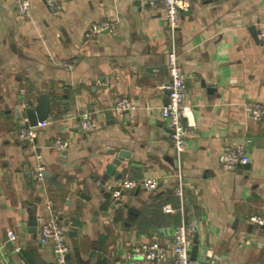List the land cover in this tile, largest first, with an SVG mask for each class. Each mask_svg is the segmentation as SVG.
Segmentation results:
<instances>
[{"label": "crops", "instance_id": "crops-1", "mask_svg": "<svg viewBox=\"0 0 264 264\" xmlns=\"http://www.w3.org/2000/svg\"><path fill=\"white\" fill-rule=\"evenodd\" d=\"M57 2L54 12L31 0L20 18L12 0H0V264H55L30 224L49 213L64 222L69 264H132L124 257L130 244L182 222L195 228V264H264V226L248 220L264 215V116L253 120L245 108L264 105V0H189L181 11L175 47L189 75L190 126L180 161L160 113L170 33L162 11L145 0ZM92 22L108 26L88 37ZM41 94L50 96L49 114L34 141L21 142L24 105L34 108ZM121 96L135 108L111 110ZM85 110L94 121L88 132L79 127ZM58 134L69 143L63 153L49 146ZM237 143L249 161L225 171L220 154ZM35 163L44 166L42 180L24 173ZM150 175L159 177L157 190H124L122 205L112 206L119 178Z\"/></svg>", "mask_w": 264, "mask_h": 264}, {"label": "built area", "instance_id": "built-area-1", "mask_svg": "<svg viewBox=\"0 0 264 264\" xmlns=\"http://www.w3.org/2000/svg\"><path fill=\"white\" fill-rule=\"evenodd\" d=\"M13 9L20 18L26 17L31 9V0H12ZM213 1V0H203ZM47 7L54 12H58L61 6L57 0H45ZM147 6L155 10H161L164 14L169 28V49L167 51V72L170 77L169 82L163 85L166 89V102L161 106L160 113L164 125L168 130V137L176 158L180 161L181 155L185 150L186 139L189 134L190 122L187 119V105L184 102L189 75L184 70L178 60L175 47V32L179 26L181 11L188 9L189 0H145ZM108 25L92 22L86 29V36L93 37L103 31ZM260 38L264 44V24L261 26ZM67 68L73 66L72 62H65ZM27 105H24V108ZM135 108L133 102L121 96L116 98L111 110L123 112ZM248 116L253 120H260L264 116V105L260 102H253L246 107ZM36 125H31L26 116L21 117V124L16 132L17 140L21 142H33L36 136ZM79 127L84 132L94 128V121L91 112L85 110L79 115ZM49 146L58 153L67 150L69 143L60 134L53 137ZM39 157V155H38ZM249 161L247 150L242 143L227 146L220 154L221 167L225 171L234 170L239 164H246ZM44 166L40 163L25 165L24 173L36 180H42ZM178 177H180L178 171ZM158 176H145L141 179H131L121 177L115 187L109 189L110 202L113 207L122 205V194L124 190L143 189L153 192L159 187ZM182 184L178 182L174 187V194L183 201L184 191ZM50 205V202L47 203ZM248 220L258 226H264V215L251 214ZM37 227L39 230L38 241L40 244H50L52 247L55 264H69L68 254L71 247L67 239L64 222L57 213L36 216ZM195 228L182 222L170 229H160L153 234L149 240H138L129 245L124 253V257L132 264H195L190 259V248L193 244ZM8 239L14 241L17 235L14 231L7 232ZM159 235H169V238H162ZM20 246H15L19 250ZM205 264H215L211 261Z\"/></svg>", "mask_w": 264, "mask_h": 264}, {"label": "water", "instance_id": "water-1", "mask_svg": "<svg viewBox=\"0 0 264 264\" xmlns=\"http://www.w3.org/2000/svg\"><path fill=\"white\" fill-rule=\"evenodd\" d=\"M170 77L168 76L169 82ZM50 111V96L48 94H41L37 100V105L31 109V107L26 106L24 108V111L22 112L23 116H26L29 120V123L31 125H36L38 122H42L45 120L49 114ZM126 155L125 152L121 151L118 156L113 160V162L106 168L104 175L102 176V180H107L115 171L116 166L120 163V161L123 159V157ZM45 171H43V175L45 176ZM81 197L85 198V195L81 193ZM31 225H36V216H32L30 220ZM78 224V223H77ZM76 224V226H78ZM74 234L77 233V231L73 232ZM196 254V246L194 245L191 250V258L194 259ZM69 257V254H68Z\"/></svg>", "mask_w": 264, "mask_h": 264}]
</instances>
